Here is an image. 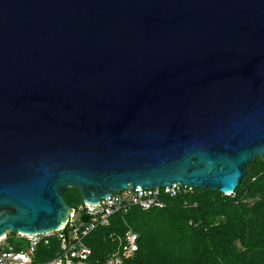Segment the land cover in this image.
Returning <instances> with one entry per match:
<instances>
[{
  "label": "water",
  "instance_id": "1",
  "mask_svg": "<svg viewBox=\"0 0 264 264\" xmlns=\"http://www.w3.org/2000/svg\"><path fill=\"white\" fill-rule=\"evenodd\" d=\"M257 156L264 0H0V239L66 226L70 188L232 196Z\"/></svg>",
  "mask_w": 264,
  "mask_h": 264
},
{
  "label": "trees",
  "instance_id": "2",
  "mask_svg": "<svg viewBox=\"0 0 264 264\" xmlns=\"http://www.w3.org/2000/svg\"><path fill=\"white\" fill-rule=\"evenodd\" d=\"M63 197L71 208L84 204L78 189L70 188ZM166 202L164 209L134 207L126 215L118 213L108 227L94 231L85 240L93 259L104 262L117 253L126 231L132 229L140 237L139 251L127 264H264V160L260 156L248 165L232 196L195 188ZM9 235L13 246L14 239L22 242L17 249L26 247L16 233ZM58 248L55 239L42 250L53 252L52 257Z\"/></svg>",
  "mask_w": 264,
  "mask_h": 264
},
{
  "label": "built area",
  "instance_id": "3",
  "mask_svg": "<svg viewBox=\"0 0 264 264\" xmlns=\"http://www.w3.org/2000/svg\"><path fill=\"white\" fill-rule=\"evenodd\" d=\"M194 189L180 183L153 189H129L115 193L100 204L84 203L71 209L66 226L56 232L34 235L16 233V237L25 242L26 247L22 246V249L11 244L9 233L1 238L0 264H127L139 251L140 237L132 229H128L124 239L120 241V250L104 262L93 259L94 252L85 240L94 231L108 227L118 213L126 215L134 207L143 211L164 209L167 205L166 198L192 193ZM55 239L59 241V248L51 257L53 252L42 248H50ZM38 255L47 259L41 261L36 258Z\"/></svg>",
  "mask_w": 264,
  "mask_h": 264
},
{
  "label": "rangeland",
  "instance_id": "4",
  "mask_svg": "<svg viewBox=\"0 0 264 264\" xmlns=\"http://www.w3.org/2000/svg\"><path fill=\"white\" fill-rule=\"evenodd\" d=\"M22 243L21 241L14 239L13 244L14 246H17L18 244Z\"/></svg>",
  "mask_w": 264,
  "mask_h": 264
}]
</instances>
